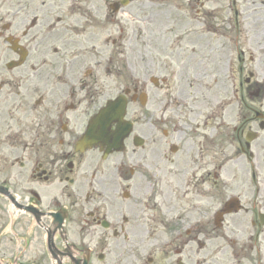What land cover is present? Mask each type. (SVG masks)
Segmentation results:
<instances>
[{
    "label": "flooded vegetation",
    "instance_id": "obj_1",
    "mask_svg": "<svg viewBox=\"0 0 264 264\" xmlns=\"http://www.w3.org/2000/svg\"><path fill=\"white\" fill-rule=\"evenodd\" d=\"M74 5L0 0V170L7 166L0 185L10 190L20 214L12 221L16 206L0 196L1 228L11 229L3 231L11 247L2 264H183L189 252L201 256L208 244L242 234L233 219L242 212L225 217L226 232L217 227L212 116L201 124L197 97L166 94L160 118L154 110L143 136L133 121L135 134L123 153L106 158L98 148L77 151L103 105L98 60L106 55L102 32L76 23ZM93 11L92 24L102 27L100 8ZM263 13L264 0H229L228 25L235 21L238 35H251ZM247 80L249 94L256 84ZM239 86L245 87L243 80ZM145 90L137 82L134 94ZM221 259L214 258L216 264Z\"/></svg>",
    "mask_w": 264,
    "mask_h": 264
},
{
    "label": "rangeland",
    "instance_id": "obj_2",
    "mask_svg": "<svg viewBox=\"0 0 264 264\" xmlns=\"http://www.w3.org/2000/svg\"><path fill=\"white\" fill-rule=\"evenodd\" d=\"M74 1L76 23L83 22L79 25L89 33L102 32L104 43L100 44L106 57L98 60V76L105 96L103 99L115 98L136 82L139 86H146L148 106L131 105L129 108L128 118L135 121L139 135L145 134L150 115L162 107L168 93H179L183 98L197 97L198 109L203 114L202 125L205 115L212 116L208 127H213L218 205L231 196L242 200L245 212L233 218L234 223L240 225L238 228L242 234L236 231V240L232 239L231 245L226 240L208 244L201 256H197L195 250L189 252L191 259H187V263L216 264L213 257L223 256L224 260L219 262L228 264L226 259L229 256H260V263L264 264V227L251 225L252 215L255 217L264 212V131L257 122L248 121L251 109L264 111V13L260 15L259 27L252 28V36H262L253 37L255 44L249 49L243 41L247 34H237L235 21L228 25L229 0H131L132 3L118 15L109 6L119 0H106V4L102 0ZM93 6L100 8V15L99 11L96 14L102 27L95 28L92 24L94 18L89 14L94 12ZM214 30L223 34L222 41L212 33ZM228 38L237 39L230 43ZM238 38L240 44H236ZM221 43L224 48L217 49ZM110 56L114 58L113 64L108 61ZM90 57L93 58L92 47ZM249 74L253 76L251 86L256 84L257 95L247 94L245 79L250 78ZM151 76L160 79L159 89L150 84ZM240 80H243V89L239 86ZM157 118H160L159 112ZM250 130L260 136L252 145V158L242 151ZM201 143L205 152L203 138ZM28 152L34 157L32 149ZM6 167L0 170V178ZM1 211L0 206V228L6 223ZM225 228L226 232L227 225ZM2 231L0 229V256L3 249L11 247L8 240L4 243ZM250 244L252 247L248 248ZM256 244L259 246L254 250ZM234 264L250 263L238 260Z\"/></svg>",
    "mask_w": 264,
    "mask_h": 264
},
{
    "label": "water",
    "instance_id": "obj_3",
    "mask_svg": "<svg viewBox=\"0 0 264 264\" xmlns=\"http://www.w3.org/2000/svg\"><path fill=\"white\" fill-rule=\"evenodd\" d=\"M125 114L126 102L123 98H119L115 102H110L90 124L86 135L90 145L101 144L115 151L121 150L125 138H127L132 131V125L124 121ZM115 123H117V130L115 131L117 136L113 138L111 135V128ZM235 205L236 202H230L227 205V210L231 211L230 207H235Z\"/></svg>",
    "mask_w": 264,
    "mask_h": 264
},
{
    "label": "bare ground",
    "instance_id": "obj_4",
    "mask_svg": "<svg viewBox=\"0 0 264 264\" xmlns=\"http://www.w3.org/2000/svg\"><path fill=\"white\" fill-rule=\"evenodd\" d=\"M250 9H251V15H253V13H252V6H251ZM258 36H259V35H258ZM258 36H255V35H254V36H252V37L248 40L247 45H248V48H249V49L253 48L252 45L255 44V39H256L255 37H258ZM260 36H262V35H260ZM260 36H259V37H260ZM263 36H264V34H263ZM253 37H254L255 39H254ZM263 51H264V50H263Z\"/></svg>",
    "mask_w": 264,
    "mask_h": 264
},
{
    "label": "snow or ice",
    "instance_id": "obj_5",
    "mask_svg": "<svg viewBox=\"0 0 264 264\" xmlns=\"http://www.w3.org/2000/svg\"><path fill=\"white\" fill-rule=\"evenodd\" d=\"M109 127H110V125H109ZM111 135H112L113 138H115V137L117 136V133H116L115 131H113V132L111 133Z\"/></svg>",
    "mask_w": 264,
    "mask_h": 264
}]
</instances>
